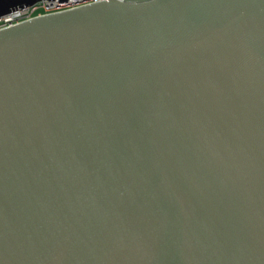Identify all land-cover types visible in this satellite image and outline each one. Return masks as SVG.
Listing matches in <instances>:
<instances>
[{
  "label": "water",
  "instance_id": "1",
  "mask_svg": "<svg viewBox=\"0 0 264 264\" xmlns=\"http://www.w3.org/2000/svg\"><path fill=\"white\" fill-rule=\"evenodd\" d=\"M0 264H264V0L1 28Z\"/></svg>",
  "mask_w": 264,
  "mask_h": 264
},
{
  "label": "built area",
  "instance_id": "2",
  "mask_svg": "<svg viewBox=\"0 0 264 264\" xmlns=\"http://www.w3.org/2000/svg\"><path fill=\"white\" fill-rule=\"evenodd\" d=\"M96 1L100 0H39L31 5L15 7L8 13L0 16V29L23 20L31 19L35 16L60 12L91 4Z\"/></svg>",
  "mask_w": 264,
  "mask_h": 264
}]
</instances>
